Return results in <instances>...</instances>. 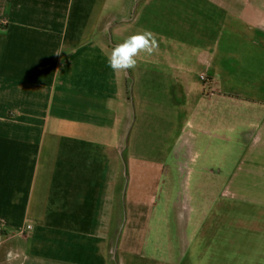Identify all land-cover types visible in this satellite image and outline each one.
I'll return each instance as SVG.
<instances>
[{"label": "crops", "instance_id": "obj_1", "mask_svg": "<svg viewBox=\"0 0 264 264\" xmlns=\"http://www.w3.org/2000/svg\"><path fill=\"white\" fill-rule=\"evenodd\" d=\"M144 32L157 48L110 69ZM174 128L200 159L186 185L264 207V0H0V264H176L139 194Z\"/></svg>", "mask_w": 264, "mask_h": 264}, {"label": "rangeland", "instance_id": "obj_2", "mask_svg": "<svg viewBox=\"0 0 264 264\" xmlns=\"http://www.w3.org/2000/svg\"><path fill=\"white\" fill-rule=\"evenodd\" d=\"M186 132L188 130L182 132L174 128V140L178 136L180 140L175 141L174 148L178 156L175 153L171 168L167 167L172 186L164 185L163 180L166 179V174H169L165 169V172L148 173L152 179L156 178L158 187L139 190L140 196L145 197L147 202L155 203L158 216L167 214L166 217L164 216L166 221L158 223L157 228H167L169 232L167 238L172 243L171 253L174 262L176 264H184L186 261H199L202 264H248L251 260L264 261V207L227 199L231 195L224 194L228 189L211 186L197 188L193 184L197 179L195 175L192 178L193 183L186 185L187 169L196 171L200 161L193 156L195 153L188 152L183 145V133ZM194 150L196 151L195 147ZM126 174L128 172L125 171L123 178L125 195L128 189ZM252 190L255 189H236V192L245 194ZM201 196L206 201L213 198L216 200L203 203L199 198ZM188 200H190L188 207L192 209V222L187 227V222L183 218L188 210H184L182 206ZM195 212L203 215L198 240L191 237L192 223L197 220Z\"/></svg>", "mask_w": 264, "mask_h": 264}, {"label": "clouds", "instance_id": "obj_3", "mask_svg": "<svg viewBox=\"0 0 264 264\" xmlns=\"http://www.w3.org/2000/svg\"><path fill=\"white\" fill-rule=\"evenodd\" d=\"M157 48L156 40L151 32L132 36L115 47L108 60V67L113 71H122L136 66L139 53L151 54Z\"/></svg>", "mask_w": 264, "mask_h": 264}, {"label": "built area", "instance_id": "obj_4", "mask_svg": "<svg viewBox=\"0 0 264 264\" xmlns=\"http://www.w3.org/2000/svg\"><path fill=\"white\" fill-rule=\"evenodd\" d=\"M201 81H205V78L203 76L200 77ZM29 228V227H28Z\"/></svg>", "mask_w": 264, "mask_h": 264}]
</instances>
